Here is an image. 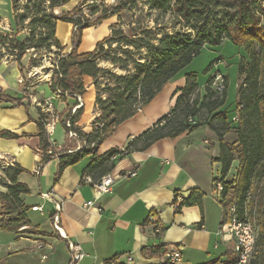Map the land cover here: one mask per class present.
Returning a JSON list of instances; mask_svg holds the SVG:
<instances>
[{"label":"trees","instance_id":"obj_1","mask_svg":"<svg viewBox=\"0 0 264 264\" xmlns=\"http://www.w3.org/2000/svg\"><path fill=\"white\" fill-rule=\"evenodd\" d=\"M69 1L27 0L16 16L20 22L31 18V31L24 39H16L13 46L16 61L29 48L37 51L54 46L63 50L65 46L61 45L55 35L56 23H71V49L57 58L50 89L76 101L86 91L84 77L96 80L105 76L111 81L110 84L106 82L102 88L106 96L102 98L98 94L95 98L100 112L98 129L92 136L86 137L83 148L58 152L57 177L66 166L89 156L90 161L83 169L82 177H90L94 184L111 170L114 155L120 157L132 150H143L158 139L191 132L205 123L218 139V154L214 158L218 163V171L214 181H220L223 186L218 201L222 207L221 223L228 222L231 215L249 221L255 230L256 239L253 255L248 262L264 263V0H145L148 15L154 11L171 16L176 24L171 32L167 29L169 26L159 23L156 16L152 20L153 26L143 24L139 19L125 24L124 28L119 20L111 24L109 34L87 52H78L82 31L100 24L109 16L136 8V0H119L113 5L102 6L100 15L91 21L82 10L86 0H80L70 10L55 12V9ZM11 2L16 9L15 0ZM225 40L244 52L236 67L239 83L234 112L229 114L226 108V77L220 92L208 87L211 81L208 78L206 93L199 100L196 75L193 72L187 73L185 86L180 89L168 113L129 140L122 150L111 149L98 154L99 146L115 128L148 103L204 47H216ZM100 60L118 65L126 73L117 74L102 68ZM22 98L25 96L9 95L0 87V100L11 103L9 107L23 104ZM203 110L205 117L202 121L198 116ZM235 115L237 118L233 120ZM214 119L218 121L217 124H213ZM70 121L73 124L76 117H71ZM45 124V119L39 115L36 119V135L39 137L43 161L56 153L47 155L53 146ZM63 126L66 131L70 130L65 121ZM229 130L235 133V141L232 143L223 139ZM17 137L16 133L8 129L0 131V138ZM24 171L18 163L0 167V184L6 188L4 193H0V228L13 231L21 227L30 229V222L24 214L28 206L21 198L23 194L29 193V188L17 179ZM202 197V192L193 188L187 198L178 202L176 210L191 205L202 208ZM13 214L16 216L11 217ZM148 250L152 254L165 251L164 246ZM236 260V257L225 261L214 259L202 264H234ZM102 264L129 263L123 261L120 255H115ZM158 264L172 263L165 259Z\"/></svg>","mask_w":264,"mask_h":264},{"label":"crops","instance_id":"obj_2","mask_svg":"<svg viewBox=\"0 0 264 264\" xmlns=\"http://www.w3.org/2000/svg\"><path fill=\"white\" fill-rule=\"evenodd\" d=\"M71 7L65 4L55 12ZM59 23L55 35L68 52L73 26L66 23L67 36L61 39L57 32ZM111 24L108 18L97 27L85 28L81 38L86 37L87 45L84 49L79 46L78 52L91 51L97 41L109 34ZM183 70L132 117L120 123L99 146L98 154L122 150L129 140L168 113L185 86L186 74L194 72ZM197 93L200 99L206 93V87L198 82ZM10 104L0 100V131L8 129L18 137L0 138V161L6 165L18 163L25 169L17 179L29 188V193L21 198L28 206L24 214L30 230L0 228V264H68L70 242L79 243L85 253L75 264H102L115 255L125 262L130 256L129 264H158L166 259V250L173 247L181 253L174 264H202L236 257L235 240L227 226L228 233L225 231L221 204L213 196L218 139L207 124L158 139L143 150L114 155L113 167L107 173L114 179L113 186L110 191L101 192L91 179L82 177L89 156L66 166L57 177L58 154L49 150L47 155H53L42 160L35 108L28 103L9 107ZM212 122L218 123L216 119ZM223 139L232 143L235 133L229 130ZM193 188L203 194L202 208L182 206L177 211L176 196L187 198ZM5 191L0 184V193ZM90 200L94 204L85 207L84 203ZM34 206L41 209L34 210ZM155 225L162 229L158 236ZM158 246H164L165 251L149 252V248Z\"/></svg>","mask_w":264,"mask_h":264},{"label":"rangeland","instance_id":"obj_3","mask_svg":"<svg viewBox=\"0 0 264 264\" xmlns=\"http://www.w3.org/2000/svg\"><path fill=\"white\" fill-rule=\"evenodd\" d=\"M79 1L70 0L67 4L74 7ZM118 1L86 0L82 10L91 21L100 15L102 6L113 5ZM26 2L27 0H15V9L11 0H0V87L9 95L25 96L22 102L28 103L30 107H34L38 115H41L45 119L46 123L55 122L54 131L49 136V140L53 142V152L58 154L60 151H76L83 148L86 137L92 136L98 129L100 112L95 103V98L98 94L102 98L106 96L102 88L109 80L105 76L98 77L96 80L84 77L86 91L83 95L79 96L80 99L75 101L67 96L62 97L58 93L53 92L49 86L57 58L60 54L66 53L64 49L58 50L53 46L50 49L34 51L33 48H29L21 59L16 61L15 52L13 51L15 40L24 39L31 31L29 26L31 18L20 22V19L16 16L18 12L22 11ZM136 4V8L130 11L126 10L119 15L109 16L108 18L112 20V24L120 20L122 26L125 28V24L139 19L143 24L153 26L152 20L156 16L159 23L167 24L169 26L167 29L170 32L173 30V26L176 24L168 13L164 15L152 11L148 15L149 10L145 4V0H136ZM108 18L104 20L107 21ZM98 25L92 27H97ZM108 26L110 29V25ZM176 28L178 29L179 27L177 26ZM57 32L61 39L67 36L66 22L60 21L57 26ZM86 45L87 39L84 37L80 41L79 46L84 49ZM242 56H244L242 49L225 40L219 46L204 47L201 53L194 57L183 71H194L193 73L196 75L197 82L203 86H206V80L210 75H212L210 77L211 81H213L216 75H220L224 79L226 77L228 80L226 108L229 114H231L236 106L237 85L239 83L236 67ZM99 65L117 74L126 73L118 65L111 64L109 61L100 60ZM211 81L208 87L220 92ZM76 104H79V106L74 110ZM71 117H76V121L73 124L70 121ZM204 117L205 113L203 110L200 112L198 119L200 118L203 121ZM63 121H65V125L69 121L68 128L71 132L64 129ZM234 164L236 166V162ZM1 166H6V164L0 161ZM247 264H251V262ZM259 264L264 263L261 262Z\"/></svg>","mask_w":264,"mask_h":264},{"label":"built area","instance_id":"obj_4","mask_svg":"<svg viewBox=\"0 0 264 264\" xmlns=\"http://www.w3.org/2000/svg\"><path fill=\"white\" fill-rule=\"evenodd\" d=\"M211 82L213 85L217 86V89H219L220 91L223 89L224 78H221L220 75H216L215 78L213 79V81H211ZM78 99H80V98L78 97ZM78 106H79V104H76L74 110H76V107H78ZM236 118H237V115L232 117L233 120H236ZM189 121H192L191 118H189ZM54 124H55L54 121L52 123L47 122L45 124V129H46V132L48 135H51L53 133ZM66 125H67V127H69V121L67 122ZM70 132H71V130H70ZM73 135H75V133H73ZM87 180H90V178L87 177ZM113 183H114L113 177L110 176L109 174H106V175L102 176L100 178V180L97 181L96 183H94L93 185H94V187H96L101 192H108L111 190ZM222 189H223L222 183L218 180H215L213 182V196L217 201L220 200V192L222 191ZM176 200H177V202H179L181 200V198L179 196H176ZM93 204L94 203L90 200V201L85 202L84 206L89 207ZM177 205H178V203H175V207ZM32 209H34V210L41 209V206H34ZM231 218H232V215H231ZM55 219L57 220L56 216H55ZM224 228H225V231L227 232L226 222L224 223ZM154 230H155V232H160L161 228L158 225H155ZM246 238H247V225L245 228V236L243 237L244 246H246ZM68 248H69V252H70V261L68 264L77 263L85 255V253L83 252L79 243L70 242L68 245ZM164 256L166 257V259L170 263L174 264L176 261H178L180 259L181 253H180V250L178 249V247H173L172 249L166 250V252L164 253ZM131 260H132V258L130 256H127V262L130 263Z\"/></svg>","mask_w":264,"mask_h":264},{"label":"bare ground","instance_id":"obj_5","mask_svg":"<svg viewBox=\"0 0 264 264\" xmlns=\"http://www.w3.org/2000/svg\"><path fill=\"white\" fill-rule=\"evenodd\" d=\"M233 208H231V212ZM247 225L246 246H244L243 237L245 236V228ZM227 230L235 240L234 252L236 254V262L234 264H244L252 255L255 245V230L249 221L239 220L235 215L230 216L227 222Z\"/></svg>","mask_w":264,"mask_h":264}]
</instances>
